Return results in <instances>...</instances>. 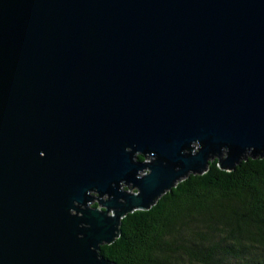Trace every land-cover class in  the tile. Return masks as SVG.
<instances>
[{
	"label": "water",
	"instance_id": "obj_1",
	"mask_svg": "<svg viewBox=\"0 0 264 264\" xmlns=\"http://www.w3.org/2000/svg\"><path fill=\"white\" fill-rule=\"evenodd\" d=\"M247 156L264 0H0V264H115L121 218Z\"/></svg>",
	"mask_w": 264,
	"mask_h": 264
},
{
	"label": "trees",
	"instance_id": "obj_2",
	"mask_svg": "<svg viewBox=\"0 0 264 264\" xmlns=\"http://www.w3.org/2000/svg\"><path fill=\"white\" fill-rule=\"evenodd\" d=\"M119 228L100 247L115 264H264V156L231 170L213 159Z\"/></svg>",
	"mask_w": 264,
	"mask_h": 264
},
{
	"label": "flooded vegetation",
	"instance_id": "obj_3",
	"mask_svg": "<svg viewBox=\"0 0 264 264\" xmlns=\"http://www.w3.org/2000/svg\"><path fill=\"white\" fill-rule=\"evenodd\" d=\"M137 158L143 160V159H145V156H143L142 154H137ZM93 195L96 196V194H93ZM97 205L98 204H97L96 200L90 203V206H97ZM72 212H74V211L72 210Z\"/></svg>",
	"mask_w": 264,
	"mask_h": 264
}]
</instances>
